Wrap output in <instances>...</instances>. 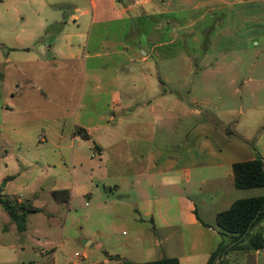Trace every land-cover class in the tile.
<instances>
[{"label": "crops", "instance_id": "crops-1", "mask_svg": "<svg viewBox=\"0 0 264 264\" xmlns=\"http://www.w3.org/2000/svg\"><path fill=\"white\" fill-rule=\"evenodd\" d=\"M33 2L39 5V1ZM200 7H205L207 12L226 9L230 25L234 23L236 32L255 22L258 16L264 18V0H121V5L116 0H87L85 9H76L79 16L69 18L75 24L86 19L87 25L70 30L67 21H57L55 24H62L63 30L46 45L36 49L35 55H31V52L37 44L43 43L46 33L38 29L36 34L10 38L9 44L3 42L8 50L5 61L8 68L17 72H21L24 64L38 63L36 55L44 57L49 54L43 64L55 69L69 63L85 64L90 55L87 51L88 40L96 24L118 23L126 18L132 20L133 17L164 19L167 14L195 12ZM18 13L24 15L23 12ZM258 21L261 22L260 19ZM255 28L262 30L264 27L258 25ZM18 52H23V57H14ZM32 77L33 73L30 72V79L34 83ZM46 79L51 83L57 81L52 74ZM151 80L145 77L141 80L142 86H138L135 80L127 85V80H124L121 84H125V87L112 102L113 113L109 120L86 126L73 121L72 153L69 157L73 180L69 189L54 190L67 191L68 199L65 194H59L56 199L52 192L56 204L67 206L72 221L60 226L50 224L46 229L35 228L31 233L34 243L31 248L40 259L26 263L14 261V264H121L114 257L134 264L163 258H176L178 264H207L215 249L229 240L228 236L220 235L215 224L217 214L228 210L237 199L264 195V188L239 190L234 186L233 165L256 158V153L242 143L245 140L196 120L200 116L199 111L184 109L183 118L174 115L171 109H165L168 90L163 88L157 92ZM94 82H98L97 88L101 86L100 79ZM157 82L158 86L164 87L168 81L158 79ZM15 83L13 92H10L14 103L7 102L4 106L8 112L23 116L30 102L25 95V103L19 105L16 100L20 98L19 93L22 95V86L19 81ZM110 84L118 85V82L114 80ZM139 92L146 95L135 97L134 93ZM138 97L141 98L140 103ZM83 99L82 95L76 102L71 97L69 105L80 109ZM192 100L195 101L194 98ZM48 102L45 101L46 104ZM144 106L147 108L140 109ZM158 108L161 110L157 113L155 109ZM119 116L123 119L122 123L115 127L110 125ZM187 118L188 123L194 124L183 129L181 121L183 119V123H186ZM133 120L140 127L133 128ZM157 121L165 126L164 132L159 135L153 129ZM78 129H83L88 138L83 139L77 133ZM165 133L169 138L163 136ZM85 142L92 143L90 156L80 151ZM128 151H131V158H128ZM261 157L264 161V154ZM82 169H88L90 176L81 177ZM206 173L210 176L205 177ZM93 181L99 182L102 189L93 186ZM193 185L200 193L207 189L217 191L211 192L210 204L202 202L200 193L192 194ZM0 189L3 199L16 201L17 204L28 203L39 209L38 213L45 209L43 204L34 205L28 199L3 196ZM233 190L246 194L251 191L258 193L234 198ZM78 196L83 198L82 206L75 209L71 206ZM198 202L201 206H198ZM0 211L6 213L1 204ZM261 227L264 240V223ZM28 229L26 226L20 235ZM1 232L19 234L12 221L10 225L4 224ZM6 248L11 257L8 260L2 258L0 248V264H12L14 260L15 245L9 244ZM241 253L240 259L234 257L230 261L235 264H264V248ZM227 254L219 261H228Z\"/></svg>", "mask_w": 264, "mask_h": 264}, {"label": "rangeland", "instance_id": "rangeland-1", "mask_svg": "<svg viewBox=\"0 0 264 264\" xmlns=\"http://www.w3.org/2000/svg\"><path fill=\"white\" fill-rule=\"evenodd\" d=\"M2 1L0 187L3 196L28 199L34 205L43 204L45 207L41 213L28 214L26 226L29 229L22 235L20 232H1L4 224L10 225L11 220L5 212L0 211L2 258L8 260L11 257L6 247L14 244L12 264L14 261L26 263L40 259L31 248L34 245L31 233L35 228L46 229L50 224L60 226L61 223L72 221V214L69 215L67 206L56 204L52 192L69 189L73 180L69 161L73 121L86 126L109 120L113 113L112 102L125 87V84H121L124 80H127V85L135 80L138 86H142L141 80L150 77L156 85L153 89L157 92L163 88L168 90L165 109H171L174 115L182 118L184 109L199 111L200 116L196 120L245 140L242 143L256 153L255 157L263 156L264 28L258 30L255 26L264 27V18L258 16L261 22L256 19L248 27L236 32L234 23L230 25L226 9L207 12L205 7H200L195 12L170 13L164 19L150 21L145 17H133L132 20L126 18L118 23L96 24L88 40L87 51L90 55L85 64L75 62L55 69L43 64L48 60L49 54L44 57L36 55L38 63L24 64L20 68L21 72H17L6 64L8 50L3 42L7 44L10 38L12 40L16 36L36 34L40 29L47 36L42 44H37L34 49L32 47L31 55H35L36 49L46 45L54 35L63 30L62 24H55L57 21H67L70 30L87 25L86 19L77 24L69 19L72 15L79 16L76 9H85L87 0H37L39 5L33 0ZM116 1L121 5V0ZM17 10L24 15L20 16ZM236 26L242 27L240 24ZM22 53L18 52L14 57H23ZM30 72L33 73L35 85L30 79ZM49 74L56 77L57 81L51 83L46 79ZM96 79L101 80L99 88L98 82H94ZM158 79L168 82L164 83V87L158 86ZM114 80L118 85L110 84ZM15 81H19L22 86V95L19 93L20 98L16 101L20 106L23 105L26 95L30 102L28 111L23 116L8 112L4 106L7 102L14 103L10 92L14 90ZM144 94L139 92L134 93V96L144 97ZM82 95L84 99L80 109L69 105L71 97L77 102ZM140 99L138 97V103ZM45 101L49 102L46 104ZM144 108L147 107H140ZM160 110L161 108L155 109V112ZM122 121L119 116L110 125L115 127ZM183 122L182 119L180 126L183 129L194 124L188 123V118L186 123ZM132 127L137 129L140 125L134 123ZM164 127L158 121L153 125L158 135L164 132ZM163 136L169 138L166 133ZM128 144L131 145L130 142ZM80 151L90 156L92 143L85 142ZM128 158H131V151H128ZM229 174L232 175V172ZM89 176L88 169L81 170V177ZM209 176L206 173L205 177ZM3 184L6 185L2 187ZM93 186L102 189L97 181H93ZM233 191L234 198L258 193ZM191 192L200 193V190L193 185ZM211 192L217 191L207 189L199 194L204 204H210ZM82 200L80 196L74 198L71 207L79 208ZM197 204L201 206V203ZM225 243L230 244V241L225 240ZM241 252L229 251L226 257L228 261L223 264H235L230 259H240Z\"/></svg>", "mask_w": 264, "mask_h": 264}, {"label": "trees", "instance_id": "trees-1", "mask_svg": "<svg viewBox=\"0 0 264 264\" xmlns=\"http://www.w3.org/2000/svg\"><path fill=\"white\" fill-rule=\"evenodd\" d=\"M155 19L157 18H148L150 21ZM77 133L83 139L88 138L83 129H78ZM232 169L236 189L264 188V161L261 156L257 155L252 161L234 164ZM59 194H65L66 200L68 199L67 191H54V198L58 199ZM0 204L19 232L25 230L28 214L40 212L28 203L17 204L16 201L3 199L1 195ZM262 223H264V195L237 200L228 210L217 214L215 224L221 236L229 237L230 244L228 246L224 243L220 244L211 254L207 264H223L219 260L229 251H256L264 248ZM113 259L120 261L121 264H134L120 260L119 257ZM136 264H178V260L163 258Z\"/></svg>", "mask_w": 264, "mask_h": 264}]
</instances>
